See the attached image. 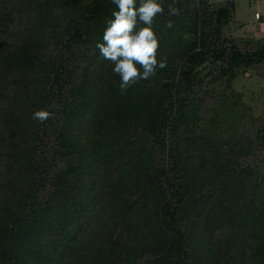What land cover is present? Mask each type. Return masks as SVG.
I'll list each match as a JSON object with an SVG mask.
<instances>
[{"label": "trees", "instance_id": "1", "mask_svg": "<svg viewBox=\"0 0 264 264\" xmlns=\"http://www.w3.org/2000/svg\"><path fill=\"white\" fill-rule=\"evenodd\" d=\"M163 3L167 67L121 94L111 0H0V264H264V118L231 88L264 44L225 45L232 1Z\"/></svg>", "mask_w": 264, "mask_h": 264}, {"label": "clouds", "instance_id": "2", "mask_svg": "<svg viewBox=\"0 0 264 264\" xmlns=\"http://www.w3.org/2000/svg\"><path fill=\"white\" fill-rule=\"evenodd\" d=\"M115 8L105 20L101 41L96 43L99 56L112 63V72L120 78V92L141 80L156 75L158 69L167 67V58L158 56L159 38L153 24L157 16L164 14L163 0H111ZM180 9L168 5L170 16L179 15ZM168 28L172 21L166 23ZM53 109L60 105L52 104ZM55 113L37 109L32 118L41 124L53 118Z\"/></svg>", "mask_w": 264, "mask_h": 264}, {"label": "rangeland", "instance_id": "3", "mask_svg": "<svg viewBox=\"0 0 264 264\" xmlns=\"http://www.w3.org/2000/svg\"><path fill=\"white\" fill-rule=\"evenodd\" d=\"M226 27L227 26L222 27L220 34V38L226 43L225 45L230 44L229 46H231L230 42L232 41L237 49L247 54H252L260 49L263 50L262 46L264 42L250 43L247 41L234 40L231 38ZM207 66H210V64ZM204 71L207 72V69ZM223 82L225 81H220L219 84L224 85L225 83ZM231 88L234 92L241 95L246 115L251 114V116L254 117L264 118V61L253 63L248 68L240 67L237 70L236 77L231 83Z\"/></svg>", "mask_w": 264, "mask_h": 264}, {"label": "crops", "instance_id": "4", "mask_svg": "<svg viewBox=\"0 0 264 264\" xmlns=\"http://www.w3.org/2000/svg\"><path fill=\"white\" fill-rule=\"evenodd\" d=\"M232 1L233 14L227 30L234 40L264 42V0H210L214 4ZM255 14L260 19H255Z\"/></svg>", "mask_w": 264, "mask_h": 264}, {"label": "built area", "instance_id": "5", "mask_svg": "<svg viewBox=\"0 0 264 264\" xmlns=\"http://www.w3.org/2000/svg\"><path fill=\"white\" fill-rule=\"evenodd\" d=\"M255 19L259 20L260 19V15L259 14H255Z\"/></svg>", "mask_w": 264, "mask_h": 264}]
</instances>
